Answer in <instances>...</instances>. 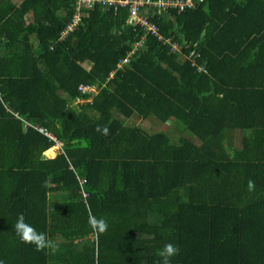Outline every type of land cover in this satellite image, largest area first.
Segmentation results:
<instances>
[{
  "label": "trees",
  "instance_id": "obj_1",
  "mask_svg": "<svg viewBox=\"0 0 264 264\" xmlns=\"http://www.w3.org/2000/svg\"><path fill=\"white\" fill-rule=\"evenodd\" d=\"M75 2L0 0V260L156 264L173 243L171 264H264V0L155 12L170 41L99 3L64 33ZM21 213L58 252L20 240Z\"/></svg>",
  "mask_w": 264,
  "mask_h": 264
},
{
  "label": "built area",
  "instance_id": "obj_2",
  "mask_svg": "<svg viewBox=\"0 0 264 264\" xmlns=\"http://www.w3.org/2000/svg\"><path fill=\"white\" fill-rule=\"evenodd\" d=\"M98 3L102 4V6L120 5L128 7V22L130 24L141 25L145 28L147 33L155 34L160 40L170 41V39L164 37L163 33L160 31L159 24L152 19L151 15L155 14V12H166L170 9L183 11L187 8L194 7L196 0H76L73 18L69 25L66 26L64 33H68V31L73 30L75 26L81 22L83 8L90 9L95 7ZM139 45L140 43L136 42V46ZM173 47L176 49L178 44H174ZM193 53L194 52H191L189 57ZM130 55L131 52L127 55V57L122 59L118 66L121 67L124 63L129 62ZM199 68L202 69V66ZM80 89L83 91L95 90V88L88 85H81Z\"/></svg>",
  "mask_w": 264,
  "mask_h": 264
},
{
  "label": "clouds",
  "instance_id": "obj_3",
  "mask_svg": "<svg viewBox=\"0 0 264 264\" xmlns=\"http://www.w3.org/2000/svg\"><path fill=\"white\" fill-rule=\"evenodd\" d=\"M96 131L105 136L109 134V128L106 125H97ZM55 146L59 149V151L57 152L58 154L61 150V145L60 143H57V145ZM249 187L250 189L254 187L253 182H249ZM88 224L93 232L97 235L107 232L109 228L108 221L105 218H98L91 212H89L88 215ZM14 230L16 235L23 243L35 245L37 251L47 250L51 254H55L59 251L58 243L49 238L45 233L37 231V229L33 225L26 222L23 213L19 214V216L17 217L14 224ZM178 252L179 248L173 243L165 244L157 252V255L158 257H160V259L156 262V264H171V258L177 255ZM0 264H5V262L0 260Z\"/></svg>",
  "mask_w": 264,
  "mask_h": 264
},
{
  "label": "rangeland",
  "instance_id": "obj_4",
  "mask_svg": "<svg viewBox=\"0 0 264 264\" xmlns=\"http://www.w3.org/2000/svg\"><path fill=\"white\" fill-rule=\"evenodd\" d=\"M130 120L135 122V123H137V124H139L140 126H142L143 128H146L147 130H149L151 132H155V131H158V130L159 131H167L169 133V135L171 136L173 141H177L178 138L181 135V134L179 135V133H180V129L178 127L179 123L175 122V121H174V124L171 123V122H168V123L165 124L162 121H159V123H160V125H159L156 118H144V119H141V118H139L137 116H134ZM160 127H162V128H160ZM177 129H179V130H177ZM240 132L241 131H238L237 133L240 134ZM181 133H182V131H181ZM184 134H185V136L191 137V134L188 131L184 132ZM238 134H236L233 130L226 132L225 136H226V140H227L226 143H227L228 147L230 145H232V144L237 143V141L239 140V137L244 139L245 142H246V139L247 140H251L252 139V135H253V131L248 130V131L241 132V135H238ZM56 150H57V152L59 151L58 148ZM46 154L48 155L47 152H46ZM51 157H54V156H51Z\"/></svg>",
  "mask_w": 264,
  "mask_h": 264
},
{
  "label": "water",
  "instance_id": "obj_5",
  "mask_svg": "<svg viewBox=\"0 0 264 264\" xmlns=\"http://www.w3.org/2000/svg\"><path fill=\"white\" fill-rule=\"evenodd\" d=\"M74 43H75V44L77 43V40H76V39L74 40Z\"/></svg>",
  "mask_w": 264,
  "mask_h": 264
},
{
  "label": "crops",
  "instance_id": "obj_6",
  "mask_svg": "<svg viewBox=\"0 0 264 264\" xmlns=\"http://www.w3.org/2000/svg\"><path fill=\"white\" fill-rule=\"evenodd\" d=\"M163 12H165V11H163Z\"/></svg>",
  "mask_w": 264,
  "mask_h": 264
}]
</instances>
